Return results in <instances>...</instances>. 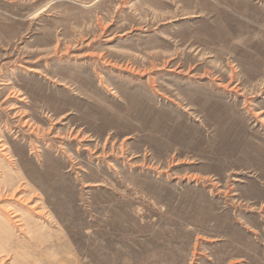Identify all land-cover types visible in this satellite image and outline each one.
<instances>
[{
  "label": "rangeland",
  "instance_id": "rangeland-1",
  "mask_svg": "<svg viewBox=\"0 0 264 264\" xmlns=\"http://www.w3.org/2000/svg\"><path fill=\"white\" fill-rule=\"evenodd\" d=\"M0 141V264H264V0H0Z\"/></svg>",
  "mask_w": 264,
  "mask_h": 264
},
{
  "label": "bare ground",
  "instance_id": "bare-ground-1",
  "mask_svg": "<svg viewBox=\"0 0 264 264\" xmlns=\"http://www.w3.org/2000/svg\"><path fill=\"white\" fill-rule=\"evenodd\" d=\"M1 142V141H0ZM5 148V146H3V144H0V150L2 151ZM15 217V216H14ZM15 219V218H14Z\"/></svg>",
  "mask_w": 264,
  "mask_h": 264
}]
</instances>
